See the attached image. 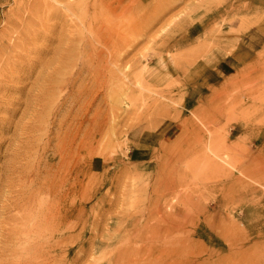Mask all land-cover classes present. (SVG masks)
I'll return each instance as SVG.
<instances>
[{
  "label": "rangeland",
  "instance_id": "1",
  "mask_svg": "<svg viewBox=\"0 0 264 264\" xmlns=\"http://www.w3.org/2000/svg\"><path fill=\"white\" fill-rule=\"evenodd\" d=\"M40 1L0 0V264H264V0Z\"/></svg>",
  "mask_w": 264,
  "mask_h": 264
},
{
  "label": "bare ground",
  "instance_id": "2",
  "mask_svg": "<svg viewBox=\"0 0 264 264\" xmlns=\"http://www.w3.org/2000/svg\"><path fill=\"white\" fill-rule=\"evenodd\" d=\"M25 1V0H24ZM38 1V0H37ZM45 1H47V0H45ZM54 1H57V2H62V1H60V0H54ZM20 2H22V1H20ZM39 2H41L40 0H39ZM64 2V1H63ZM36 3V2H35ZM44 2L42 1V4H43ZM79 3V2H78ZM39 4V3H38ZM49 4V3H48ZM56 4V3H55ZM40 5H41V3H40ZM45 5H47V3L45 4ZM70 6V8L72 7V5L69 3V4H65L64 5V7H66V6ZM32 6H34V4L32 5ZM49 6V5H48ZM47 6V7H48ZM51 6V5H50ZM56 6V5H55ZM42 7V6H41ZM40 7V8H41ZM75 7V6H74ZM73 7V8H74ZM82 7V6H81ZM34 8V7H33ZM49 8V7H48ZM52 8V7H51ZM57 8V7H56ZM42 9V8H41ZM40 9V10H41ZM46 9V8H45ZM44 9V10H45ZM66 9H67V7H66ZM29 10V9H28ZM27 10V11H28ZM33 10V9H32ZM60 10V9H59ZM33 12V11H32ZM37 12V11H36ZM41 12H43V11H41ZM52 12V11H51ZM84 12V11H83ZM34 13H35V11H34ZM34 13H32V15L34 14ZM47 13V12H46ZM45 13V14H46ZM63 13V12H62ZM36 14V13H35ZM51 13H49V15H50ZM55 14V13H54ZM61 14V13H60ZM43 15V14H42ZM34 16V15H33ZM36 16V15H35ZM45 16V15H44ZM51 16V15H50ZM63 16V15H62ZM28 21V20H27ZM30 23H32V22H30ZM47 26V25H46ZM50 28V27H49ZM35 34V33H34ZM95 40L97 41V42H99V37L96 35V38H95ZM102 52V51H101ZM99 55V54H98ZM101 68H99V70H100ZM11 70V69H10ZM82 71V70H81ZM17 157V156H16ZM9 162V161H8ZM15 166V165H14ZM19 166V165H18ZM1 173V172H0ZM2 173H3V171H2ZM36 173V172H35ZM10 178V177H9ZM29 182V181H28ZM47 182H49V181H47ZM46 182V183H47ZM63 182H64V180H63ZM62 182V183H63ZM27 183V182H26ZM25 183V184H26ZM1 184V183H0ZM43 184V183H42ZM48 184V183H47ZM50 185H52V183H50ZM20 186H22V185H20ZM32 186H34V185H32ZM42 186H44V185H42ZM17 188V187H16ZM23 188V187H22ZM167 188H169V187H167ZM171 188H172V186H171ZM35 189V188H34ZM47 189V188H46ZM37 190V189H36ZM36 190H35V194L37 193L36 192ZM43 190H44V188H43ZM47 190H49V189H47ZM169 190V189H168ZM21 191V190H20ZM23 191V190H22ZM39 191V190H38ZM45 191V190H44ZM43 192V191H42ZM47 192H49V191H47ZM60 192V191H59ZM173 192V191H172ZM21 193V192H20ZM27 193H28V191H27ZM169 193V192H168ZM38 194V193H37ZM52 194H53V192H52ZM41 195V194H40ZM44 195V194H43ZM49 195V194H48ZM166 195V194H165ZM29 196V195H28ZM35 196H37V195H35ZM65 196V195H64ZM167 196V195H166ZM30 197V196H29ZM42 197V196H41ZM61 197V196H60ZM62 198V197H61ZM162 198V197H161ZM178 198V197H177ZM28 199V198H27ZM34 199V198H33ZM32 199V200H33ZM36 199H38V198H36ZM41 198L39 197V200H40ZM60 199V198H59ZM154 199V198H153ZM25 200H26V198H25ZM27 201V200H26ZM33 201H35V200H33ZM45 201V200H44ZM57 201V200H56ZM1 202V201H0ZM40 202V201H39ZM35 202H33L32 204H34ZM4 204V203H3ZM3 204H1V207L2 206H4ZM39 204H41V203H39ZM26 205V204H25ZM24 205V206H25ZM49 205V204H48ZM53 205V204H52ZM175 205V204H174ZM23 206V207H24ZM27 206V205H26ZM36 206H37V209H39V205H37V203H36ZM36 206H32V207H36ZM54 206V205H53ZM56 207V206H55ZM175 207V206H174ZM177 207V206H176ZM22 208V207H21ZM29 208V207H28ZM46 208V207H45ZM51 208V207H50ZM159 202L156 200L153 204H151V205H149V206H147L145 209H146V211H147V213H146V215H148V217H151L154 213H159L160 212V210H159ZM178 208V207H177ZM24 209H26V208H24ZM35 208H33L32 210H34ZM172 209V208H171ZM174 209V208H173ZM36 210V209H35ZM55 210V209H54ZM57 210H58V208H57ZM176 210V209H175ZM30 211H31V209H30ZM37 211V210H36ZM39 211H40V209H39ZM42 211V210H41ZM177 211V210H176ZM27 212V211H26ZM53 212V211H52ZM145 212V211H144ZM167 212V211H166ZM175 212V211H174ZM28 213V212H27ZM46 213V212H45ZM56 213V212H55ZM23 214V213H22ZM37 214V213H36ZM46 214H48V213H46ZM50 214V213H49ZM59 214V213H58ZM26 214L24 213V215L23 216H25ZM31 215H32V213H31ZM34 215V214H33ZM38 215V214H37ZM44 215V214H43ZM55 215V214H54ZM57 215V214H56ZM63 215V214H62ZM62 215H59V216H62ZM27 216V215H26ZM25 216V217H26ZM51 216H52V214H51ZM64 216V215H63ZM143 216H145V215H143ZM155 216V215H154ZM33 218H34V216H32ZM132 217V216H131ZM135 217V216H134ZM24 218V217H23ZM29 218V217H28ZM31 218V217H30ZM35 218H37V217H35ZM55 218H56V216H55ZM133 218V217H132ZM18 219H19V217H18ZM25 219V218H24ZM47 219H48V216H47ZM31 220V219H30ZM34 220V219H33ZM56 220V219H55ZM137 220V219H136ZM37 221H38V219H37ZM40 221H42V220H40ZM54 221V220H53ZM60 221V220H59ZM61 221H63V220H61ZM16 222H17V220H16ZM27 222V221H26ZM31 222V221H30ZM35 222V221H34ZM64 222V221H63ZM3 223V222H2ZM40 223V222H39ZM58 223V222H57ZM62 223V222H61ZM6 224V223H5ZM4 224V225H5ZM12 224V223H11ZM20 224V223H19ZM28 224V223H27ZM30 224V223H29ZM36 224H38V223H36ZM49 224V223H48ZM60 224V223H59ZM13 225V224H12ZM23 225V224H22ZM40 225V224H39ZM42 225H43V223H42ZM138 225V224H137ZM136 225V226H137ZM3 226V225H2ZM18 226V225H17ZM29 226V225H28ZM52 226H53V224H52ZM160 226V225H159ZM0 227H1V225H0ZM29 227H31V226H29ZM38 227V226H37ZM46 227H48V226H46ZM51 227V226H50ZM54 227H55V224H54ZM53 227V228H54ZM19 228H20V226H19ZM31 228H33V225H32V227ZM41 228V227H40ZM62 228V227H61ZM163 228L164 229H162V231H163V233L166 235V234H169L170 233V231H171V229H174V228H177V226L175 225V224H171V225H168V224H166L165 226H164V224H163ZM2 229V228H1ZM4 229V228H3ZM7 229V228H6ZM46 229V228H45ZM58 229V228H57ZM17 230V229H16ZM21 230H23V228H20V231ZM33 230V229H32ZM31 230V231H32ZM36 230V229H35ZM41 230V229H40ZM50 230H52L53 231V229H49V231ZM55 230V229H54ZM19 231V230H18ZM24 231V230H23ZM42 231V230H41ZM57 231V230H56ZM58 231H60V228L58 229ZM160 231H161V229H149V233H148V235H149V237L150 238H152V237H156V235H158L159 233H160ZM51 232V231H50ZM11 233V232H10ZM26 233V235L28 236V234H27V232H25ZM44 233V232H43ZM49 233V232H48ZM53 233V232H52ZM5 234H7V233H5ZM16 234V233H15ZM23 235H25L24 233H22ZM33 234V233H32ZM4 236H6V235H4ZM36 236H37V234H36ZM48 236V235H47ZM51 236H53V234L51 235ZM57 236H58V234H57ZM138 236V235H137ZM3 237V236H2ZM39 237V236H38ZM42 237H44V236H42ZM48 237H50V236H48ZM56 237V236H55ZM55 237H53V238H55ZM136 237V236H135ZM5 238V237H4ZM7 239H8V237H6ZM45 238V237H44ZM1 239V238H0ZM12 239V238H11ZM35 239V238H34ZM40 239H41V237H40ZM2 240H5V239H2ZM15 240V239H14ZM43 240H45V239H43ZM49 240V239H48ZM52 240H54V239H52ZM59 240V239H58ZM177 238H174V237H171V239H169L168 241L167 240H163L162 242H160V245L162 246V247H164V246H168L170 243H172V242H174V243H178L177 241ZM6 241V240H5ZM28 241H29V239H28ZM27 241V242H28ZM36 241V240H35ZM55 241V240H54ZM150 241V240H149ZM10 242H12V241H10ZM25 242V241H24ZM23 242V243H24ZM32 242V241H31ZM37 242V241H36ZM35 242V243H36ZM58 242V241H57ZM148 242V241H147ZM7 243V242H6ZM15 243V242H14ZM26 243V242H25ZM34 243V242H33ZM32 243V244H33ZM40 243V242H39ZM45 244H46V242H44ZM53 243V242H52ZM51 243V244H52ZM16 244V243H15ZM30 244V243H29ZM40 244H43V243H40ZM3 245V244H2ZM5 245V244H4ZM20 245V244H19ZM7 246V245H6ZM13 246V245H12ZM36 246H37V244H36ZM38 246H39V244H38ZM41 246V245H40ZM46 246H48V245H46ZM154 246V245H153ZM176 245H171L170 247H175ZM50 247V246H49ZM0 248H2V247H0ZM8 249H9V247H7ZM6 248V249H7ZM12 248V247H11ZM34 248V247H33ZM37 248V247H36ZM41 248V247H40ZM3 249V248H2ZM24 249V248H23ZM28 249H31V248H28ZM38 249H39V247H38ZM42 249V248H41ZM1 251V250H0ZM6 251V250H5ZM33 251H34V249H33ZM40 251V250H39ZM43 251V250H42ZM41 251V252H42ZM155 251V250H154ZM172 251V250H171ZM7 252V251H6ZM8 252H9V250H8ZM35 252H37V251H35ZM146 252V251H145ZM38 253V252H37ZM43 253V252H42ZM41 253V254H42ZM154 253V252H153ZM5 254V253H4ZM19 254V253H18ZM31 254V253H30ZM30 254H29V256H30ZM1 255V254H0ZM9 255V254H8ZM37 255V254H36ZM152 255V254H151ZM40 256V255H39ZM22 257V256H21ZM35 257V256H34ZM51 257V256H50ZM49 256H48V259L47 258H45V256L43 255L42 256V258H40V261L39 262H41L42 264H51L50 263V261H51V258H50ZM5 258V257H4ZM10 258V257H9ZM12 258V257H11ZM20 258V257H19ZM32 258H33V256H32ZM54 258V257H53ZM3 259V258H2ZM7 260V259H6ZM12 261H13V259H12ZM15 261V260H14ZM26 261V260H25ZM29 262H30V260H28ZM47 261V262H46ZM61 261V260H60ZM4 262V261H3ZM7 262V261H6ZM132 262V261H131ZM10 263V262H9ZM26 263V262H25ZM38 263V262H37ZM14 264V263H13ZM17 264V263H16ZM39 264V263H38ZM127 264V263H126Z\"/></svg>",
  "mask_w": 264,
  "mask_h": 264
}]
</instances>
